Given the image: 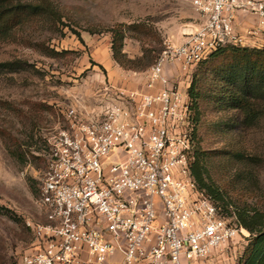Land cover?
<instances>
[{"label":"built area","instance_id":"2783aa9c","mask_svg":"<svg viewBox=\"0 0 264 264\" xmlns=\"http://www.w3.org/2000/svg\"><path fill=\"white\" fill-rule=\"evenodd\" d=\"M201 23L180 44L166 40L145 70V87L106 85L90 111L69 107L50 142L37 190L45 223L18 264H236L233 241L249 233L221 217L196 189L189 168L192 122L185 88L165 73L185 74L213 50L264 35V0H191ZM116 152V159L107 157Z\"/></svg>","mask_w":264,"mask_h":264},{"label":"rangeland","instance_id":"374dc122","mask_svg":"<svg viewBox=\"0 0 264 264\" xmlns=\"http://www.w3.org/2000/svg\"><path fill=\"white\" fill-rule=\"evenodd\" d=\"M21 1L50 7L16 12L6 23L10 27L7 35L0 38V62L11 61L10 66L0 67V205L8 210L0 213V264H17L31 249L34 234L27 222L46 221L37 203V190L48 143L63 124L65 110L81 107L90 111L106 85L121 88L108 81L114 77L111 28L121 26L122 52L136 60L113 63L118 70L115 75L122 82L134 78L136 83L166 40L174 42L175 33L184 26H198L202 21L191 0ZM248 58L250 63H259L264 54L229 52L186 76L178 67L170 66L168 71L185 90L196 71L193 81L200 95L191 161L199 159L225 198L262 209L264 111L259 120L242 123L240 110L226 107L222 100L229 96L223 69ZM232 121L237 126L226 131ZM115 159L113 151L107 161ZM241 237L231 246L239 247Z\"/></svg>","mask_w":264,"mask_h":264},{"label":"trees","instance_id":"16d2710c","mask_svg":"<svg viewBox=\"0 0 264 264\" xmlns=\"http://www.w3.org/2000/svg\"><path fill=\"white\" fill-rule=\"evenodd\" d=\"M41 8L49 10L50 7L39 5H31L21 0H0V38L7 35L9 25L7 21L16 12L28 8ZM112 39L110 48L112 51V59L119 65L135 63L122 52L124 30L121 26L111 28ZM79 36L78 32H74ZM229 52L246 54H264L263 46H247L227 44L210 52L204 59L197 63L196 71L206 63L214 60ZM239 62V63H238ZM232 62L223 69L222 73L226 82V89L229 96H223V102L226 107L239 109L242 114V123L253 122L254 119H260L261 112L264 111V60L259 63H250L249 58L245 62ZM11 61L0 62V67L10 66ZM147 65L145 68H147ZM262 67V69L259 68ZM194 67V68H195ZM198 68V69H197ZM195 71V72H196ZM191 83L186 88V94L189 101L190 119L192 122V140L194 139L195 127L198 121L197 100L200 92L195 90L194 74ZM230 85H233L231 87ZM189 96V97H188ZM193 110L196 114L193 116ZM241 122V121H240ZM237 126L236 121L228 123L226 131ZM194 142V141H193ZM189 168L192 178L195 182L196 189L204 196L208 197L214 204L217 213L225 218L230 217L234 222L232 224L243 228L249 232L245 244L238 250V258L236 264H264V208L249 204H236L232 200L225 198L224 193L213 183L210 182L209 176L206 174V168L200 164L199 159H189ZM8 210L0 205V213H6ZM18 264V262H17Z\"/></svg>","mask_w":264,"mask_h":264},{"label":"crops","instance_id":"0c3cea01","mask_svg":"<svg viewBox=\"0 0 264 264\" xmlns=\"http://www.w3.org/2000/svg\"><path fill=\"white\" fill-rule=\"evenodd\" d=\"M235 22H236L237 29H238L239 33L241 35H243V37H244L245 45H247V46H263L264 45V35L259 34V33L253 35V34L250 33V30L255 28L256 25H257V18L255 17V15L244 13V12H239L236 15ZM198 25H199V23H198ZM189 26H192V27H189ZM194 27H196V25H194V24H189V25L184 26V28H182L181 31L178 34L175 33V41L172 42V40H171L170 42L172 44H180L185 39V36H184L185 31H187L188 28H194ZM112 61H113V63H115V61L113 59H112ZM113 63L110 64V68H111V72H113L112 76H114V77H113V81L111 79H108V81L110 83H113V84L117 83V84H114V85H118L119 87L126 88V89H140L141 88V89H143L145 91L152 90V89H148V88L145 87V82H146L145 74L140 75L138 77L139 81H137L136 83L134 81H132V80H134V78L133 79L132 78H129V79L126 78L125 79L126 81L122 82L115 75V74L118 73V70L116 68L117 66H115V68H114V64ZM170 66L177 67L176 65H167L165 67V73L168 76L170 75V71H171L170 69L168 71V68ZM112 69H114V71H112ZM142 73H144V72H142ZM243 232L244 233H248V231H246L245 229H243ZM243 244H245V242H242L239 247H236V251H238ZM234 249H235V247H234ZM120 261H121V254L120 253H116L111 258L109 264H120Z\"/></svg>","mask_w":264,"mask_h":264}]
</instances>
